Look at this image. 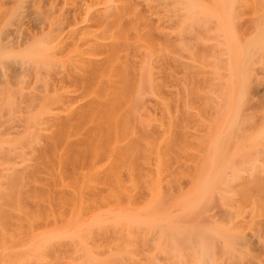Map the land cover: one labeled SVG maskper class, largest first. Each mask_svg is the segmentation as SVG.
Instances as JSON below:
<instances>
[{
	"label": "rangeland",
	"instance_id": "obj_1",
	"mask_svg": "<svg viewBox=\"0 0 264 264\" xmlns=\"http://www.w3.org/2000/svg\"><path fill=\"white\" fill-rule=\"evenodd\" d=\"M199 243L264 263V0H0V264Z\"/></svg>",
	"mask_w": 264,
	"mask_h": 264
},
{
	"label": "bare ground",
	"instance_id": "obj_2",
	"mask_svg": "<svg viewBox=\"0 0 264 264\" xmlns=\"http://www.w3.org/2000/svg\"><path fill=\"white\" fill-rule=\"evenodd\" d=\"M187 237L188 236L186 235L184 240H182L183 241L182 244L185 248L191 247L190 243L187 241ZM196 245L199 247L200 252H202V254H201L202 260H201L200 264H218L220 257H222L225 254V252H221L220 256H218V258L216 259V258L212 257L213 252H212L211 256L209 255L207 245L200 244V243L196 244ZM225 247H226V249L224 251H226V252L230 251V252H232V254H235L237 257L240 256V254H236L237 252L235 250H233L232 247H230L228 244H226ZM209 249H210V247H209ZM240 250L243 251L242 254L244 253L246 255L248 253L246 250H243V249H239V252H241ZM219 264H222V263H219ZM256 264H262V263L257 262Z\"/></svg>",
	"mask_w": 264,
	"mask_h": 264
}]
</instances>
